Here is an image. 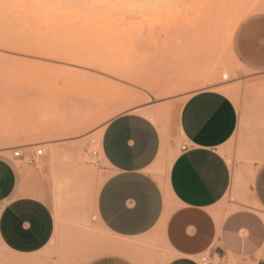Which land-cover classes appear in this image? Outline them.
Returning <instances> with one entry per match:
<instances>
[{"label": "rangeland", "instance_id": "374dc122", "mask_svg": "<svg viewBox=\"0 0 264 264\" xmlns=\"http://www.w3.org/2000/svg\"><path fill=\"white\" fill-rule=\"evenodd\" d=\"M258 12L264 0H0V152L12 158L20 149L23 184L55 220L53 243L43 252L32 258L1 253L0 264H87L101 256L165 264L161 224L127 239L98 221L96 197L111 175L100 135L120 114L145 115L159 128L171 160L183 144L180 108L202 90L228 96L238 112L223 150L233 180L221 206L264 217L256 196L257 172L264 168V74L240 67L230 50L237 22ZM129 96L121 108L113 104ZM18 117L34 129L36 122L58 126L57 137L8 143L23 138L13 126ZM55 146L58 157L51 153ZM164 171L163 164L151 173L161 183Z\"/></svg>", "mask_w": 264, "mask_h": 264}, {"label": "crops", "instance_id": "0c3cea01", "mask_svg": "<svg viewBox=\"0 0 264 264\" xmlns=\"http://www.w3.org/2000/svg\"><path fill=\"white\" fill-rule=\"evenodd\" d=\"M241 29L255 37L243 51L235 42ZM262 31L264 12L254 13L237 23L230 41L235 61L256 74H264ZM237 125L238 112L228 96L216 90L189 95L177 118L186 150L180 148L170 160L159 128L146 116L129 112L109 120L100 135V156L111 173L96 197L100 224L127 239L161 224L165 264H201L202 257L209 264H262L264 217L245 208L226 213L221 206L233 180L223 150ZM21 159L0 152V261L2 254L35 257L53 243L55 234L51 209L23 184L17 164ZM163 164L160 183L151 171ZM256 182L264 208V168ZM87 264L130 263L101 256Z\"/></svg>", "mask_w": 264, "mask_h": 264}, {"label": "bare ground", "instance_id": "6f19581e", "mask_svg": "<svg viewBox=\"0 0 264 264\" xmlns=\"http://www.w3.org/2000/svg\"><path fill=\"white\" fill-rule=\"evenodd\" d=\"M205 1V0H204ZM207 1V0H206ZM209 2H210V0H209ZM212 2V1H211ZM196 6V5H195ZM208 6V5H207ZM188 7V6H187ZM192 8V7H191ZM187 13V12H186ZM195 13V12H194ZM193 13V14H194ZM200 13V12H199ZM199 16V15H198ZM203 17V16H202ZM196 18H197V16H196ZM194 19H195V17H194ZM204 19V18H203ZM196 20V19H195ZM199 20H201L200 18H199ZM194 21V20H193ZM201 22V21H200ZM210 23H212V22H210ZM238 23V22H237ZM215 24V23H214ZM194 26V25H193ZM177 27V26H176ZM208 27V26H207ZM201 28V27H200ZM199 28V29H200ZM211 28H212V26H211ZM204 29V28H203ZM215 29V28H214ZM190 31H191V29H190ZM193 31V30H192ZM199 32V31H198ZM203 32V31H202ZM201 32V34H204V33H202ZM228 32V31H227ZM207 34V33H206ZM206 36V35H205ZM200 38V37H199ZM206 40V39H205ZM195 43V42H194ZM198 44V43H197ZM196 45V44H195ZM129 80V79H128ZM132 82V81H131ZM127 83V82H126ZM156 85H158V84H156ZM165 85H166V83H165ZM176 85V84H175ZM173 86V87H176V86ZM182 85V84H181ZM145 87H148V86H145ZM141 88H143V87H141ZM159 89H160V87H158ZM119 89V88H118ZM161 89H163L162 87H161ZM171 89V88H170ZM108 91V90H107ZM134 91V90H133ZM109 94V93H108ZM136 96H137V94H136ZM135 96V97H136ZM117 98V97H116ZM115 98V99H116ZM130 98H131V96H129V99H128V97L127 98H123L121 101L119 100L117 103H113L115 106H117V107H120V104L121 103H123V101H124V103L125 102H128V101H131L130 100ZM116 101V100H115ZM134 102L136 103V101H135V98H134V100H133V102H132V104L134 105ZM140 102V101H139ZM103 104V103H102ZM106 105V104H105ZM121 108V107H120ZM111 110V108L108 106V110ZM112 111V110H111ZM106 112H108V111H106ZM116 112V111H115ZM143 112V111H142ZM145 112V111H144ZM112 113H114L113 111H112ZM147 114L149 115L150 114V112H148L147 111ZM145 116V115H144ZM151 116V115H150ZM19 118V117H18ZM154 118V117H153ZM17 119V118H16ZM157 119V118H156ZM18 120H20V121H17V122H15V123H13V126H15L16 128H17V130L18 129H20V130H22L21 132H24V133H22L23 135H22V137L23 138H20V136L19 137H17V138H15V139H11L10 141H8V143H15V142H20V143H23V144H27V145H31V144H37V143H40V142H42V141H46V142H48L49 143V141L50 140H53L54 138H56L57 137V133H58V131H55V125L53 124H49V126L51 127H54L53 129V131L52 132H56V134H55V132L54 133H52L51 131H46V129L48 128L49 129V126H48V124L45 126V127H43V126H41V125H45L46 123L44 122V123H42V124H40L39 125V123L37 124V122H36V120H34L33 122L35 123L36 122V124H34L35 125V127H37V129H34L33 127H30V125H28L25 121H24V118L23 117H21V118H19ZM27 120V119H26ZM11 121V120H10ZM30 123H32V122H30ZM37 125V126H36ZM57 125V124H56ZM41 128H39V127ZM48 126V127H47ZM14 127V128H15ZM47 127V128H46ZM58 127V126H57ZM57 127H56V129H57ZM59 128V127H58ZM44 129V130H43ZM47 129V130H48ZM59 130V129H58ZM17 132V131H16ZM19 132V131H18ZM14 134H16V133H14ZM59 152H60V148L59 147H53V148H51V153L53 154L52 156H54V157H58V155H59ZM54 157H53V159H54ZM56 159V158H55Z\"/></svg>", "mask_w": 264, "mask_h": 264}, {"label": "snow or ice", "instance_id": "6c2138e0", "mask_svg": "<svg viewBox=\"0 0 264 264\" xmlns=\"http://www.w3.org/2000/svg\"><path fill=\"white\" fill-rule=\"evenodd\" d=\"M254 39H255V37L253 35L246 32L244 29H241L235 38V42L243 51L246 43L250 42ZM259 39H260L261 48L264 49V31H262ZM262 264H264V262H262Z\"/></svg>", "mask_w": 264, "mask_h": 264}, {"label": "built area", "instance_id": "2783aa9c", "mask_svg": "<svg viewBox=\"0 0 264 264\" xmlns=\"http://www.w3.org/2000/svg\"><path fill=\"white\" fill-rule=\"evenodd\" d=\"M181 150H186V147L182 146ZM43 153H44V150L43 149H39V150H37L36 155H42ZM93 154L96 155L95 152ZM12 157L13 158H21L22 154L20 152V149L14 150L13 153H12ZM201 264H209L208 259L206 257H202L201 258Z\"/></svg>", "mask_w": 264, "mask_h": 264}, {"label": "clouds", "instance_id": "9594fccd", "mask_svg": "<svg viewBox=\"0 0 264 264\" xmlns=\"http://www.w3.org/2000/svg\"><path fill=\"white\" fill-rule=\"evenodd\" d=\"M7 7H9V5H7Z\"/></svg>", "mask_w": 264, "mask_h": 264}]
</instances>
